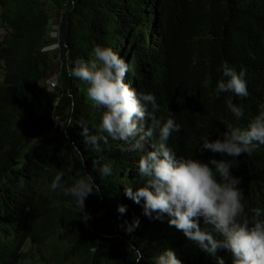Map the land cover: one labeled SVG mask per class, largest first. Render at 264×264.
I'll use <instances>...</instances> for the list:
<instances>
[{"label":"trees","instance_id":"16d2710c","mask_svg":"<svg viewBox=\"0 0 264 264\" xmlns=\"http://www.w3.org/2000/svg\"><path fill=\"white\" fill-rule=\"evenodd\" d=\"M56 10L57 54L42 50ZM0 26L7 32L0 37V264H134L129 245L144 253L140 264H152L164 248L182 264H216L167 219L145 217L124 195V186L141 182L137 152H121L111 139L100 152L85 147L77 123H98L100 113L67 64L89 59L93 44L111 47L127 64L125 82L152 92L157 115L181 124L168 141L177 155L219 159L197 149L204 133L214 138L221 120L231 119L224 97L232 94L212 95L220 63L246 70L249 95L233 97L244 108L240 127L263 103L264 0H0ZM155 142V134L146 138L145 149ZM74 147L85 154V171L100 156L113 167L106 177L93 171L100 192L85 200L86 221L70 198L50 189L57 170L66 184L80 170ZM231 171L241 178L246 210L264 207V164L241 154ZM134 218L139 225L125 231ZM217 255L231 264L230 253Z\"/></svg>","mask_w":264,"mask_h":264},{"label":"clouds","instance_id":"9594fccd","mask_svg":"<svg viewBox=\"0 0 264 264\" xmlns=\"http://www.w3.org/2000/svg\"><path fill=\"white\" fill-rule=\"evenodd\" d=\"M61 18L60 10L49 21L52 27L50 44L59 40L60 32L55 39L51 32ZM50 48L53 49L51 45ZM89 55L87 60L79 56L69 58L67 73L86 83V95L99 111V121L77 124L86 148L100 152L101 144L106 145L111 139L121 142L117 145L121 152L139 154L135 172L141 182L135 190L131 183L124 186V195L141 205L145 217L167 219L170 226L180 230L206 255L215 257L216 264H225L217 255L220 249L230 253L231 264H264V207L246 210L241 178L231 171L234 160L241 154L258 165L264 164V97L245 127L238 125L244 108L233 102L234 96L245 98L249 95L246 70L241 67L237 71L228 61H222L217 69L220 75L212 95L219 99L222 93L232 94L224 97L231 119L221 120L224 129H217L214 138H209L208 133L202 135L197 151L221 157L202 160L177 155L172 149L169 138L181 131V124L172 114L167 118L157 115L159 105L152 92L138 90L125 82L128 67L117 52L109 46L93 44ZM203 83L207 86L210 81L205 78ZM154 134L156 142L151 143L152 150H146V138ZM73 149L80 170L71 184H66L62 172L57 170L50 189L59 190L64 197L70 198L69 202L80 210L81 219L86 221L89 215L85 212V200L90 194L100 192L93 171L106 177L112 175L113 167L100 156L92 162L93 171H85V154L78 148ZM102 160L105 162L101 163ZM126 207L117 205V212L125 213ZM138 225L139 219L134 218L130 224L125 223V231L132 232ZM128 248L132 250L134 264H140L144 258L141 248L134 245ZM151 259L152 264H182L171 248H164Z\"/></svg>","mask_w":264,"mask_h":264},{"label":"built area","instance_id":"2783aa9c","mask_svg":"<svg viewBox=\"0 0 264 264\" xmlns=\"http://www.w3.org/2000/svg\"><path fill=\"white\" fill-rule=\"evenodd\" d=\"M46 1L52 3V0H46ZM53 27H54V29H53V31L51 32V35H52V37L55 39V38H57V37L59 36V25L55 23ZM5 33H6L5 30H4L3 28L0 27V35H4ZM55 85H58V81H57L56 76H54L53 78H51V79L49 80V85H48V86H49L50 89H53V87H54Z\"/></svg>","mask_w":264,"mask_h":264},{"label":"rangeland","instance_id":"374dc122","mask_svg":"<svg viewBox=\"0 0 264 264\" xmlns=\"http://www.w3.org/2000/svg\"><path fill=\"white\" fill-rule=\"evenodd\" d=\"M58 12H59L58 10H56L54 12L53 18L56 17V15L58 14ZM50 45L52 46L53 49L50 48ZM42 49L45 50V51H52L53 53L57 54L58 53V49H59V43L56 42V41H54V43H52V44L49 43L48 45L42 46ZM43 83H44V81H43Z\"/></svg>","mask_w":264,"mask_h":264},{"label":"bare ground","instance_id":"6f19581e","mask_svg":"<svg viewBox=\"0 0 264 264\" xmlns=\"http://www.w3.org/2000/svg\"><path fill=\"white\" fill-rule=\"evenodd\" d=\"M51 27V26H50Z\"/></svg>","mask_w":264,"mask_h":264}]
</instances>
